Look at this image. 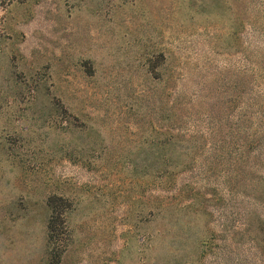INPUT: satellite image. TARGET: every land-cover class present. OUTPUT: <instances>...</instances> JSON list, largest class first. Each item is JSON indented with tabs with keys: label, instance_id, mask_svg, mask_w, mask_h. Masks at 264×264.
Wrapping results in <instances>:
<instances>
[{
	"label": "rangeland",
	"instance_id": "rangeland-1",
	"mask_svg": "<svg viewBox=\"0 0 264 264\" xmlns=\"http://www.w3.org/2000/svg\"><path fill=\"white\" fill-rule=\"evenodd\" d=\"M227 102L264 124V0H0V264H264V164L223 191L225 215L195 171L191 208L154 217L152 145L215 156Z\"/></svg>",
	"mask_w": 264,
	"mask_h": 264
},
{
	"label": "trees",
	"instance_id": "trees-1",
	"mask_svg": "<svg viewBox=\"0 0 264 264\" xmlns=\"http://www.w3.org/2000/svg\"><path fill=\"white\" fill-rule=\"evenodd\" d=\"M161 58L163 60L164 57ZM157 67L158 63L155 62L153 72ZM248 110L245 107L234 110L230 102L215 110V156L188 154L186 152L188 148L182 145L181 136L179 138L174 134L152 145V148L157 150L156 154L145 159V162L150 164L157 190H162L158 191L161 193H157L155 197V221L167 218L170 214H175L179 218L181 212L191 208V205L183 201L195 195V189L188 191L189 188L184 185L178 189V181L185 173L195 171L207 178L215 174V214L225 215L227 206L224 209L216 206L225 205L227 196L230 195V190L232 191L230 186L243 185L242 175L248 169L253 174L252 170L258 171L264 164V124L251 122L248 119ZM201 159L205 160L206 165L199 169ZM256 183L264 196V175H259ZM224 190L228 195L223 193ZM49 207L51 216L48 223V238L54 263L59 262L60 252L66 250L63 249L65 248L63 236H67L66 214L69 203L62 197L54 196L49 199ZM164 234V227L157 229L156 239L164 237Z\"/></svg>",
	"mask_w": 264,
	"mask_h": 264
}]
</instances>
